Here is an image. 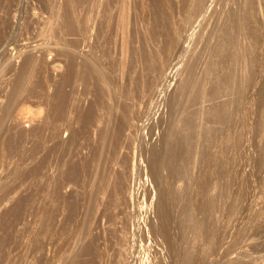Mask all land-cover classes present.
<instances>
[{
    "label": "rangeland",
    "instance_id": "obj_1",
    "mask_svg": "<svg viewBox=\"0 0 264 264\" xmlns=\"http://www.w3.org/2000/svg\"><path fill=\"white\" fill-rule=\"evenodd\" d=\"M0 264H264V0H0Z\"/></svg>",
    "mask_w": 264,
    "mask_h": 264
},
{
    "label": "bare ground",
    "instance_id": "obj_2",
    "mask_svg": "<svg viewBox=\"0 0 264 264\" xmlns=\"http://www.w3.org/2000/svg\"><path fill=\"white\" fill-rule=\"evenodd\" d=\"M57 95H58V94H57ZM62 96H63V95H60V96H59V98H58V99H59V101H61V100H62Z\"/></svg>",
    "mask_w": 264,
    "mask_h": 264
}]
</instances>
